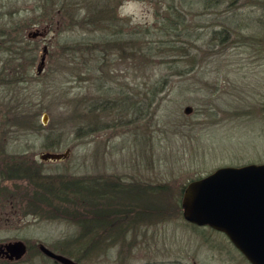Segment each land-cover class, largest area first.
I'll return each instance as SVG.
<instances>
[{
	"label": "rangeland",
	"instance_id": "1",
	"mask_svg": "<svg viewBox=\"0 0 264 264\" xmlns=\"http://www.w3.org/2000/svg\"><path fill=\"white\" fill-rule=\"evenodd\" d=\"M42 3L0 0V165L11 164L0 169V240L28 247L11 264H61L39 243L76 264H250L221 231L175 216L173 203L182 185L217 167L264 162V0H179L174 9L170 0H123L124 29L149 32L101 68L90 57L78 75L69 68L81 62L58 47L62 26L31 23ZM36 29L47 30L28 36ZM4 33L11 36L3 43ZM63 35L67 42L76 32ZM121 92L124 109L99 110L106 98L122 102ZM65 149L63 159L39 157ZM25 168L124 187L165 183L168 190L126 196L144 213L115 214L106 234L99 222L82 226L76 212L43 207L42 197L32 202L37 187L26 183ZM123 200L112 210H126Z\"/></svg>",
	"mask_w": 264,
	"mask_h": 264
},
{
	"label": "trees",
	"instance_id": "2",
	"mask_svg": "<svg viewBox=\"0 0 264 264\" xmlns=\"http://www.w3.org/2000/svg\"><path fill=\"white\" fill-rule=\"evenodd\" d=\"M41 1L43 2L41 14L37 16H40L41 19L40 17L36 18L31 23L42 22V24L46 23L48 26L53 28L55 23H58L60 26H62L61 30L64 29L65 32L68 30H73V32H76L74 37H70L68 35L69 38L66 42L64 38L65 35H63L65 32L61 33V31H57L58 47L61 49V51L70 53L74 63L81 62L80 66H71L69 68L72 74L78 75L79 72L81 73V70L83 67H85L84 65L89 61L90 57H95V65L101 68L103 63L106 64L107 60L113 58V55H115V58L120 57V55H124V49L126 47L132 46L133 42L135 41L134 36L140 34L141 37V34L149 32L148 28L135 27L129 31L124 29L125 24L122 22L123 20L118 14V6L123 2V0ZM146 1L150 2L153 0ZM155 1L162 3L163 0ZM215 1L216 0H206V5H210ZM175 2L179 3V0H170L168 8H176ZM169 14L175 15L173 12H170ZM126 32L129 33V37L131 36V38H129L130 40L123 39V35L128 37L126 36ZM62 35L63 37H61ZM10 36V34L4 33L2 36L4 39L1 38V42L4 43L9 41ZM140 37H138L136 40L140 39ZM141 56H144L145 59H148L145 53H141ZM9 81L12 82V80ZM154 86L155 87L152 93L155 94L156 92H159L160 89H158V84H155ZM121 94L122 102L118 103L116 100H113V104H110L109 98H106L104 102L99 104V110H118L120 104L121 110L124 109L125 103L123 100H125V96L123 95V92H121ZM82 100V96L79 98H74V107L76 108L78 103L82 105ZM138 100H140V98ZM128 102L129 103L127 104H133L132 100H128ZM102 104L103 106H101ZM97 109L98 107L90 106L88 108V113L97 116V113H95L97 112ZM81 117H83V114ZM57 136V140L59 142L60 137L59 135ZM25 172L29 178L26 183H31L37 187L36 191L32 192L33 194L31 193L33 198L32 202L35 201V203H37L38 200H41L40 197H42V201L46 203L45 206L43 205V207L50 208L52 212L61 207L63 213L69 216H73L71 214L76 212V215H78L76 218L80 220V222H84L81 223L82 226L92 224L96 225L99 222L101 231L104 227L106 234L108 231L107 228H109L111 224H114L115 219H113V216L115 214L131 216L138 211H142L144 213L143 208H140L141 204L136 205L135 201L127 198L129 194L130 196H138L146 193L150 194L151 191L165 192L168 190V187L163 185L165 183H152V185H148L146 182L141 183L140 181H130L126 184L127 186L124 187L123 185L125 184H120L117 181L102 182L99 178L96 180L87 181V178L82 176H38L35 171H31L29 168H25ZM182 190L183 185L179 188V193L177 195L178 197L173 203L176 214L175 216L178 217L182 215L180 203L181 199H179L182 194ZM118 193L123 195H119V197H117ZM120 199H125L123 201H125L126 210H112L115 207H120L122 204V200ZM158 213V204H153V212L151 215H155L156 217ZM87 214L91 215L92 217L94 216L92 221L89 219H83L85 216L87 217ZM81 217L82 219H80ZM78 238L80 239L81 237ZM83 243L84 247L89 246L86 242Z\"/></svg>",
	"mask_w": 264,
	"mask_h": 264
},
{
	"label": "water",
	"instance_id": "3",
	"mask_svg": "<svg viewBox=\"0 0 264 264\" xmlns=\"http://www.w3.org/2000/svg\"><path fill=\"white\" fill-rule=\"evenodd\" d=\"M47 29H36L28 36L43 35ZM47 48L37 64L40 72ZM185 113L190 111L186 106ZM264 113V102H263ZM43 122L46 114L43 113ZM64 151H43V160H59L68 155ZM182 217L197 225H208L221 231L250 264H264V162L215 168L185 185L181 195ZM38 248L46 256L61 264H76L72 258L57 253L42 243ZM26 244L17 239L0 245V252L10 259L26 253Z\"/></svg>",
	"mask_w": 264,
	"mask_h": 264
},
{
	"label": "flooded vegetation",
	"instance_id": "4",
	"mask_svg": "<svg viewBox=\"0 0 264 264\" xmlns=\"http://www.w3.org/2000/svg\"><path fill=\"white\" fill-rule=\"evenodd\" d=\"M48 50V49H47ZM46 55H47V51H46ZM5 161H8V159H6ZM2 163V162H1ZM4 163V162H3ZM9 167H7L5 164L1 167L0 165V169H2V171H5V170H9V168H11V164H9ZM19 169V168H18ZM186 185V184H185ZM185 187V186H184ZM183 187V189H184ZM183 192V190H182ZM182 195V194H181ZM17 240V239H15ZM9 241H13V240H0V245H3L5 244L6 242H9ZM26 244V243H25ZM26 249H28L27 245H26ZM52 259V258H51ZM18 259H10L6 256L5 253L3 252H0V264H11L13 262H16ZM53 260V259H52ZM19 261V260H18ZM55 261V260H54ZM57 262V261H55Z\"/></svg>",
	"mask_w": 264,
	"mask_h": 264
}]
</instances>
